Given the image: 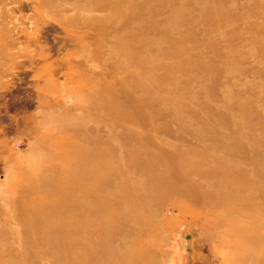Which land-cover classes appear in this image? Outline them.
I'll use <instances>...</instances> for the list:
<instances>
[{"label": "rangeland", "instance_id": "obj_1", "mask_svg": "<svg viewBox=\"0 0 264 264\" xmlns=\"http://www.w3.org/2000/svg\"><path fill=\"white\" fill-rule=\"evenodd\" d=\"M0 264H264V0H0Z\"/></svg>", "mask_w": 264, "mask_h": 264}, {"label": "bare ground", "instance_id": "obj_2", "mask_svg": "<svg viewBox=\"0 0 264 264\" xmlns=\"http://www.w3.org/2000/svg\"><path fill=\"white\" fill-rule=\"evenodd\" d=\"M128 5V4H127ZM134 32V31H133ZM140 41H142V40H140ZM138 42H139V40H138ZM141 43V42H140ZM140 45H142V44H140ZM145 45V44H144ZM136 46H139V45H136ZM135 46V47H136ZM126 52V51H125ZM128 54V53H127ZM122 55V54H121ZM125 57V56H124ZM126 58V57H125ZM144 58V57H143ZM139 61V60H138ZM123 62V61H122ZM128 62H129V60H128ZM135 62V61H134ZM136 65V64H135ZM143 65V64H142ZM126 69V68H125Z\"/></svg>", "mask_w": 264, "mask_h": 264}]
</instances>
